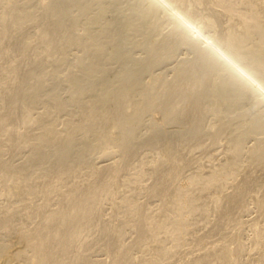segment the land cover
Masks as SVG:
<instances>
[{
    "label": "bare ground",
    "instance_id": "6f19581e",
    "mask_svg": "<svg viewBox=\"0 0 264 264\" xmlns=\"http://www.w3.org/2000/svg\"><path fill=\"white\" fill-rule=\"evenodd\" d=\"M113 1L0 0V264H264V0ZM179 44L195 59L144 84ZM160 108L191 129L131 143ZM108 124L126 148L97 168Z\"/></svg>",
    "mask_w": 264,
    "mask_h": 264
},
{
    "label": "rangeland",
    "instance_id": "374dc122",
    "mask_svg": "<svg viewBox=\"0 0 264 264\" xmlns=\"http://www.w3.org/2000/svg\"><path fill=\"white\" fill-rule=\"evenodd\" d=\"M108 1H109V3L115 2V1H113V0H112V2H111V0H108ZM121 1H122V0H120V3H121ZM123 1H125V0H123ZM131 1H132V0H131ZM131 1L128 0V3L131 2ZM34 3H36V2H35V1L32 2L31 5H32V6L35 5ZM107 3H108V2H107ZM109 3H108V4H109ZM125 3H126V2H125ZM128 3H127V4H128ZM127 4L125 5L124 3H121V7L124 8V9H126V8L129 7L128 5H130V4H128V5H127ZM110 5H111V4H109V6H110ZM124 5H125V6H124ZM113 6H114V3H113L112 6L109 7V9H110V8L112 9ZM126 6H127V7H126ZM166 7H167V9H169L170 6H166ZM32 8H33V7H32ZM170 10H171V8H170L168 11L170 12ZM166 11H167V10H166ZM168 11H167L166 13H168ZM109 13H110V14L112 13V14L110 15ZM109 13H108V14H109V17H108V15H107L108 20H112L114 17L118 18V17H120V15H122V14H119V15H118V14L112 12L111 10L109 11ZM170 13H171V12H170ZM170 13H168V15H170ZM113 15H116V16H114V17L112 18L111 16H113ZM165 15H166V16H165ZM165 15H162V16H163L162 21H163L164 19H166L167 16H168L167 14H165ZM122 16H123V15H122ZM110 18H112V19H110ZM166 20H167V19H166ZM166 20H164V22H163L164 24H166V25H164V27H163V30L165 29V31H164V33L166 34V35L164 34L165 36H167V35L170 33V30H171V28H172V27H170V25L167 24V22L165 23ZM169 27H170V28H169ZM166 29H167V30H166ZM32 31H34V28L32 29ZM167 32H168V33H167ZM195 35H198V34H195ZM162 37H164V36H162ZM193 37H194V36H193ZM196 37H197V36H195V38H196ZM199 37H200V38H199ZM199 37H198V38H199L203 43L201 44V43H200V42H201L200 40L197 41V42H199V43H198V45H196V47H203V46L206 47L207 45H210V44H211V41H205L206 38L203 39V38H201V36H199ZM204 42H205V43H204ZM176 43L178 44V42H176ZM179 43H180V42H179ZM204 44H205V45H204ZM199 45H200V46H199ZM182 46H183V47H182ZM131 47H133V48H131ZM177 47H178L179 50H180L181 48H183V49H181V50L179 51V50L177 49ZM180 47H181V48H180ZM186 47H187V49H186ZM136 48H137V49H136ZM192 48H193V46H192ZM192 48H191V46H187V45H186V46H185V45H182V44H179V46L177 45V46L175 47V49H174V53H172V54L170 55V57H172V55H174V56H173L174 59H173V57H172V59H170V57H169V59H170V63H171V64L169 63V60H167V59H165V58H164V59H165L164 61H162L161 58H160L161 60L158 59V60L160 61V62L158 61L159 63L155 60V62H154L155 65H154L153 62H150V64H149L150 66H149V67L144 68V70H143V69L140 70V75H141V78H142V81L144 82V84H146V82H147V84H148L149 81H151V82L154 83L155 80H156V78L159 79L158 76H161V77H160V80L164 79V81H162V83H165V81H167V80L170 81L169 79H171V77H172V78H175V75H176V74L173 75V74L175 73L174 70H175V69L177 70V68L179 67V65H182V62L187 61V60H191V59H190L191 57H192V60H193V58L195 59V57H196V53H197L196 51H197V50H195L196 48H193V49H192ZM133 49H134V50H133ZM138 49H139V50H138ZM141 49H142V52H141ZM188 49H189L190 51H189ZM191 49H192V50H191ZM127 50H129V52H130L129 54H130L132 57H134V59L136 58L135 60H136L137 62H140V60H142V59L144 60V59H146V58H147V60H149V55H147L148 53H147V51H146L145 49H144V50H145L146 52H144L143 48L135 47V46H131V45H129V49H128V47H127ZM176 50H177V51H176ZM182 50H187L188 52H187V51H182ZM133 51H134V52H133ZM135 52H136V53H135ZM176 52H180V54L178 55ZM183 52H184V53H183ZM133 53H134V54H133ZM138 53L141 54V55H139ZM181 53H182V54H181ZM185 53H186V54H185ZM136 54H137V55H136ZM143 54H144V55H143ZM175 54H177V56H175ZM183 54H185L186 56L183 55ZM193 54H194V55H193ZM188 55H189V56H188ZM190 55H191V56H190ZM137 57H138V58H137ZM181 57H182V58H181ZM188 57H190V58H188ZM180 58H181V59H180ZM185 58H186V59L188 58V59L186 60ZM177 59H178V61H177ZM138 60H139V61H138ZM143 60H142V61H143ZM166 60H167V61H166ZM172 60H173V61H172ZM171 61H172V62H171ZM180 61H181V62H180ZM156 62H157V63H156ZM162 62H163V63H162ZM177 62H178V63H177ZM152 63H153V64H152ZM179 63H180V64H179ZM164 64H166V65H164ZM177 64H178V65H177ZM116 65H117V66H116ZM156 65H157V66H156ZM175 65H177V66H175ZM108 66H109V67H108L109 70H110V69H111V70H110V71L108 70L110 74L108 73V75H106V77H107L108 79H112V78H113L112 76H114V78H115V76H116V74H117L116 72H118V69H120L119 65L113 63V64H109ZM110 66H111V67H110ZM112 67H114V68H112ZM152 67H153V68H152ZM170 67H172V69H170ZM175 67H176V68H175ZM150 68H151V69H150ZM155 68H156L157 70H156ZM167 68H169L171 71L168 70ZM174 68H175V69H174ZM149 69H150V70H149ZM173 69H174V70H173ZM154 70H155V72H154ZM162 70H163V71H162ZM165 70H166V71H165ZM176 70H175V71H176ZM113 71H114L115 75L113 74ZM141 71H142V72H141ZM151 71H153V72H151ZM168 71H169V72H168ZM172 71H173V72H172ZM164 72H165V73H164ZM145 73H146V74H145ZM153 74H155V76H154ZM160 74H161V75H160ZM168 74H169V75H168ZM147 75H148V76H147ZM162 75H163V76H162ZM167 75H168V76H167ZM150 76H153V77H150ZM110 77H112V78H110ZM162 77H163V78H162ZM168 77H169V79H168ZM166 78H167V80H166ZM151 79H152V80H151ZM144 80H145V81H144ZM153 80H154V81H153ZM171 80H172V79H171ZM262 80L264 81V75L262 76ZM263 81H262V82H263ZM151 82H150V84H152ZM156 82H160V81L157 80ZM51 84H52V85H51ZM54 84H55V83H54ZM54 84H53V83H50L49 86H51V87L48 86V88H50V89H51V88H52V89H53V88L56 89V88H55L56 86H55ZM53 85H54V86H53ZM56 85H57V84H56ZM255 86L257 87V90L259 89V91L257 92L258 95H260L259 97H261V98H259V99H264V95H262V94H264V93H262V90H263L262 88H263V86H264V83H263L262 85H260V86H259V85L257 86V84H255ZM261 86H262V88H261ZM57 87L60 89V92H63V91H64L65 93L68 92V90H67L68 88L66 89V86L62 87L61 85H60V86L57 85ZM258 87H259V88H258ZM58 88H57V89H58ZM62 88L64 89L63 91L61 90ZM50 89H48V90H50ZM57 89H56V90H57ZM59 89H58V90H59ZM261 89H262V90H261ZM58 90H57V91H58ZM58 92H59V91H58ZM64 92H63L62 94L60 93L61 96H63V97H64V95H65ZM260 92H261V93H260ZM263 92H264V90H263ZM67 96H68V94H66V97H67ZM66 97H65V98H66ZM260 106H263V105H260ZM250 107H251V106H249V108H250ZM170 108H171V109H169V111L172 110V109L174 110V107H170ZM177 108H178V107H177ZM39 110H41V107H39ZM153 110H154V112H155V110H157V112L154 113V112L151 111V110H150L151 112L148 110V111L150 112V114L148 113V111H145L146 114L142 112L143 115L146 116L145 118H147V119H145L144 116H143V119H141V118H142V115H141V118H140V115H139L138 120H139V121H140V119L142 120V121H140L142 126H141L140 124H138V123H140V122H138L136 125H133L134 127L131 126L133 132H136V131L138 132V133L136 132V136H135V133H134L132 136L130 135V136H131L130 138H132V137L134 136L133 138H134L135 143H137L136 145L141 144L142 141H140V140H141V139L143 140L145 137H147V138H145V140H147V141H148V138L153 139L152 137L155 136V133H156V132H157L158 134H159V133H160V134L162 133L163 135H164V134H166V135L168 134V135H169V133L172 135V134H174V133L184 132L183 130H185L186 132H188V131H187L188 128L186 129V127H189V128H190V125H189V126H186V127L184 128V126H185V125H188V124H185V123H183V122H179V121H178L179 123H178V122H177V123H176V122L173 123V121H172L171 119H170V121H169V120H168L169 117H167V116H169L168 114H170V115L172 116V114H171V113H168V111H167L166 109L164 110V108H163V110H161V108H160L159 110H158V109H153ZM160 110L163 111V113H162ZM159 111H160V112H159ZM164 111H165V112H164ZM178 111H179V108H178ZM178 111H177V109H176V112H178ZM170 112H171V111H170ZM172 112H174L173 114L175 115V113H176L175 110L172 111ZM142 113H141V114H142ZM147 113H148V115H147ZM153 113H154V114H153ZM160 113H161V116H160ZM164 113H165V114H164ZM162 114L165 116V118H164V116H163ZM158 115H159V116H158ZM147 116H148V117H147ZM159 117L162 118L163 120L160 119ZM61 118H62L61 121H63V120H64L63 118H65V115L62 116ZM149 118H151V119H149ZM170 118H171V117H170ZM158 119H159V120H158ZM166 119H167L168 121H165ZM143 120H144V121H143ZM146 120H148V121H146ZM153 120H154V121H153ZM161 120H162V121H161ZM156 121H157V122H156ZM160 121H161V122H160ZM171 121H172V122H171ZM143 122H144V123H143ZM145 122H146V123H145ZM148 122H149V123H148ZM158 122H159V123H158ZM168 122H169V124H168ZM60 123H61V122H60ZM163 123H164V124H163ZM165 123H166V125H165ZM170 123H171V124H170ZM180 123H181L182 125H181ZM177 124H178V125H177ZM179 124H180V125H179ZM151 125H152V126H151ZM164 125H165L166 127H165ZM174 125H176V126H174ZM183 125H184V126H183ZM60 126L62 127L61 124L59 125V127H60ZM109 126H110L111 128H110V129H109V128L107 129V135L109 134L108 137H107L106 134H105V137H104V135H103V137H102L101 139L104 140V139L107 138V139H106V144H108L107 146H109L108 148H109L110 150H108V148H107L106 145H105V142L102 141L101 139H100V140H101V141H100V140H98V139H99V138H98L97 140H98L99 143L96 142L97 140H95V139L97 138V136H96V138H94L96 134L94 135V137H93L92 133H91L90 136H89V135H88V136H83L84 138L87 137V138L85 139V142H84V140H83L84 138H82V136H79L81 139L78 137V139L81 140V141H78V142H80V143H79L80 145L76 142V143H77V145H75V146H77V148H75V149H77V151L75 150L76 154H77V152H78L79 149H80L79 153H81L82 151L86 150V149H87V146H90V143H91V141H92V143H91L92 145L90 146V149H91L92 151H90V149H89V151H88V149H87V150H86V153H81V155L84 156V155H86L87 153L90 152V153L88 154L89 156L87 155V157L85 158L86 160L88 159L90 165H93V166L96 165V167H97V164H96V163H99V164L102 163L101 165H103V164L106 165V164H108V163H111L112 160H114V156H113V155H115V156L117 155V156H118V154L120 153L119 156H120V155L123 156V154H122L121 152H119L121 146L124 145V144H121V143H123V142H121V141H123V140H121V136H122V134H123V133L121 132L122 130L116 127L117 129L120 130V131H119V130H117V131H119L121 135L119 136V132L116 131L115 134H116L117 137H114V133H112L111 129L113 128V130L115 131L116 128L113 127L114 124H108L107 127H109ZM138 126H139V127H138ZM145 126H146L147 128H146ZM148 126H149V127H148ZM153 126H154V127H153ZM159 126H160L161 128H160ZM168 126H169V127H168ZM170 126H171V127H170ZM179 126H180V127H179ZM61 127H60V128H61ZM137 127H138V129H136ZM143 127H144V128H143ZM150 127H151V129H150ZM173 127H174V128H173ZM134 128H135L136 130H135ZM148 128H149V130H148ZM166 128H167L168 130H167ZM171 128H172V129H171ZM155 129H156V131H155ZM173 129H174V130H173ZM176 129H177V130H176ZM178 129H179V130H178ZM182 129H183V130H182ZM190 129H191V128H190ZM190 129H189V130H190ZM108 130L111 131V134H110V131H108ZM130 130H131V129H130ZM142 130H144L145 132L142 131ZM161 130H162V132H161ZM170 130H171V131H170ZM175 130H176V131H175ZM124 131H125V129H124ZM124 131H123V132H124ZM139 131H140V132H139ZM146 131H147V132H146ZM149 131H150V132H149ZM154 131H155V133H154L153 136L151 137V134H152ZM173 131H174V132H173ZM108 132H109V133H108ZM133 132H132V133H133ZM117 133H118V134H117ZM132 133H131V134H132ZM139 133H140V134H139ZM112 134H113V135H112ZM124 134H125V132H124ZM143 134H145V135H143ZM110 135H112V136H110ZM156 135H157V134H156ZM118 136H119V137H118ZM139 136H141V137L139 138ZM260 136H261V135H259V136H257V137L260 138ZM110 137H112L113 140H114V138H115V139L117 138V139H116V142H119L118 140H119V138H120V142H121V143H120V144L117 143V145H116V143H114L115 141L112 142L113 140H112V141L110 140V139H112V138H110ZM252 137H253L254 139H253ZM252 137H251L252 140L249 141V142H250V143H249L250 145L255 143V139H256V137H254V136H252ZM90 138H91V139L94 138V139L90 141ZM108 138H109V139H108ZM122 138H124V135H123ZM133 138L130 139V140H131V143H134ZM150 139H149V140H150ZM168 139H169V138H168ZM82 140H83V141H82ZM87 140L90 141V142H88ZM94 140H95V141H94ZM107 140H109V143H108ZM138 140H139V141H138ZM93 141L96 142V143H94ZM137 141H138V142H137ZM252 141H253L254 143H253ZM81 142H83V143H81ZM103 142H104V146H105V147L103 146ZM129 142H130V141H129ZM139 142H140V143H139ZM144 142H146V141L143 140V143H144ZM88 143H89V144H88ZM101 143H102V144H101ZM112 143H113V145H112ZM143 143H142V144H143ZM81 144H82V146H81ZM86 144H87V146H86ZM93 144H94V145H93ZM96 144H97V147L95 146ZM98 144H100V145H102V146L104 147V150H102V152H101V149H102L103 147L101 146V148H100V146H99ZM110 144H111L112 146H114V147L110 146ZM118 144H119V146H118ZM220 144L223 145V143H220ZM220 144H218L219 147H218V145H216L215 147L213 146V148H211V149H212V150H213L214 148L216 149V147H218L216 150L220 149V150H218L219 152H218V151H215V150H213V151H215V152H214L215 155H216V153H217L218 156L221 155V156L219 157L220 160H221V158L224 157V156H223L224 154H223V151H222V150H223V146L220 147ZM115 145H116V147H115ZM120 145H121V146H120ZM78 146H80L81 148L79 147V149H78ZM84 146H85V149H84ZM93 146H94V147H93ZM82 147H83V149H82ZM91 147H92V148H91ZM95 147H96V150L98 149L97 152H95ZM111 147H112V148H111ZM88 148H89V147H88ZM99 148H100V149H99ZM106 148H107V149H106ZM122 148L125 149L126 147L124 146V147H122ZM122 148H121V149H122ZM105 149H106V152L109 151V153H110V152L113 153V151L116 149L115 152H118V153H114V154L110 153V154H112V155H110L108 152L105 153ZM118 149H119V151H118ZM124 149H123V150H124ZM81 150H82V151H81ZM126 150H127V149H126ZM126 150H124V151L121 150V151L124 153ZM212 150H209V151L211 152V154H213ZM143 151H147V150H143ZM143 151H142V153H144ZM84 152H85V151H84ZM100 152L102 153V155H101ZM79 153H78V154H79ZM95 153H96V154H95ZM97 153H99V154H97ZM103 153H105V154L103 155ZM145 153H146V152H145ZM25 154L27 155V153H25ZM78 154H77V155H78ZM83 154H84V155H83ZM92 154H94L95 156H93ZM106 154H109V155H108L109 157H110V156H113V157H112L113 159H112V160H111V158L109 159V157H108ZM214 154H213V156H212L213 161H214V162H215V161L217 162V160H218L219 158L216 159L217 155H216V157H214ZM219 154H220V155H219ZM26 155H23V156H26ZM90 155H91V156H90ZM96 155H97V156H96ZM98 155H99V156H98ZM100 155H101V156H100ZM209 155H210V154H209ZM19 156H20V155H19ZM19 156H18V157H19ZM21 156H22V155H21ZM103 156L108 157V159H109L110 161H108V159H107V158H104ZM119 156H118V158H119ZM222 156H223V157H222ZM9 157H11L10 159H12V161H14V162L17 160V159H16L17 157H16L15 159H13V158L15 157L14 155H13V157H12V156H8V158H9ZM84 157H85V156H84ZM92 157H93V158H92ZM96 157L100 158V159H99L100 161H98V159H97ZM21 158H22V157H21ZM21 158H18V159H20L19 161H23L22 159H24V161H25V157H23L22 159H21ZM91 158H92V159H91ZM94 158H96V159L94 160ZM118 158L115 157V160H117ZM90 159L92 160L93 163H91V160H90ZM101 159H102V160H101ZM104 159H105V160H104ZM106 159H107V160H106ZM119 159H120V158H119ZM119 159H118V160H119ZM121 159H122V158H121ZM93 160H94V161H93ZM96 160H97V161H96ZM105 161H107V162H105ZM14 162H13V163H14ZM16 162H18V160H17ZM16 162H15L14 164H16L17 166H21V165H22V162H20L19 164H17ZM208 162H209V161H208ZM208 162H207V160H206L205 163H208ZM94 163H95V164H94ZM105 163H106V164H105ZM99 164H98V166L102 167V166L99 165ZM104 165H103V166H104ZM97 168H99V167H97ZM141 200H142V198H141ZM142 201H144V199H143ZM4 203H6L5 200H4ZM106 203H107V201L104 203V210H105V211H106L107 209H110V208H111V203H108V205H107ZM251 204H252V203H250L249 205H251ZM106 205H107V206H106ZM109 206H110V207H109ZM108 207H109V208H108ZM250 208H251L250 213H249L250 215L247 216L246 218H248V219L256 218V214H257V212H255L256 210L254 209L253 204L251 205ZM108 211H110V210H108ZM108 211H106V212H108ZM252 211H253V212H252ZM254 216H255V217H254ZM201 227H202L203 230L201 229ZM198 231H200V232H203V231H204V227H203V225H202V226H199ZM200 232H199V233H200ZM248 232H249V231H248ZM248 232H246V233H248ZM246 233H245V235H246ZM247 235L249 236V234H247ZM1 238H2V237H0V240H1ZM247 238H248V237L246 236V239H247ZM7 239H8V237H7ZM10 239H11V237L8 239V241H9ZM248 248H249V247H248ZM247 252H249V251H247Z\"/></svg>",
    "mask_w": 264,
    "mask_h": 264
}]
</instances>
